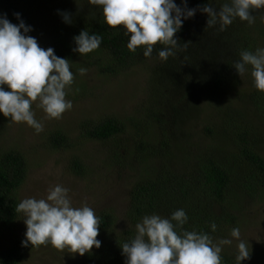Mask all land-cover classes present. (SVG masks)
Segmentation results:
<instances>
[{
	"label": "trees",
	"instance_id": "obj_1",
	"mask_svg": "<svg viewBox=\"0 0 264 264\" xmlns=\"http://www.w3.org/2000/svg\"><path fill=\"white\" fill-rule=\"evenodd\" d=\"M227 2L229 0H187L189 9L197 8L196 14L184 20L181 30L175 34L178 45L173 51L176 54L163 61L158 53L165 46L160 44L154 46L149 58L143 56L142 49L130 52L127 49L129 37L123 31L108 27L102 9L89 5L87 0H0V15L7 14L11 23L18 24L14 14L20 13V18L33 31L48 37L58 57L69 60L73 74L76 69L90 67L103 77H117L147 62L161 63L152 71V88L144 117L139 118L135 111L132 119L108 116L98 122L85 121L82 125V137L91 141L106 142L131 136L140 166H127L128 162L120 158V148L114 150L112 159L124 169L137 171L144 166V172L141 171L130 189L125 211V219L132 228L113 233L114 213H102L99 217L101 231L114 235L96 251L86 253L82 257L84 264H125L126 257L120 246L137 235L134 226L145 215L169 218L176 210L183 209L189 217L184 225L186 230L207 233L217 241L237 227L246 205L256 201L264 204V128H258L264 126V92L255 88L251 66L242 78L234 68L242 51L255 53L261 48L264 29L259 26V15L255 11L252 12L253 30V25L239 18L224 31L219 24L207 27L208 16L199 11V7L210 3L219 11ZM175 3L183 7L181 0ZM59 12L70 14L73 22H63ZM83 30L102 36L100 47L87 55L73 52L76 47L73 38ZM248 75L251 87L243 88ZM172 92L179 98L173 104L166 102ZM199 93L206 97L204 101L216 100L218 105H222V99L229 94H235L245 103L240 107L226 104L220 109L216 125L204 129L216 143H199L200 148L195 146L193 134L186 129L191 113L197 110L193 97ZM150 113L153 114L150 116ZM11 122L0 113V138ZM171 128L173 130L169 131ZM158 133L159 138L164 136L160 142ZM169 133L171 135L167 136ZM148 135L155 141L149 140ZM50 138L53 150L71 148L70 137L60 131ZM172 141L185 145L183 166L174 163ZM155 158L163 160L159 167H152ZM27 162L20 150L0 142V239L5 233L12 237L10 247L0 251V264H21L29 251L37 248L23 247L25 236L17 234L23 214L17 213L16 207L20 203L19 191L28 176ZM70 165L77 177L94 171L78 157L73 158ZM213 222L217 225L215 232L211 230ZM236 255L222 251V264H236ZM241 264L249 262L245 260Z\"/></svg>",
	"mask_w": 264,
	"mask_h": 264
},
{
	"label": "clouds",
	"instance_id": "obj_2",
	"mask_svg": "<svg viewBox=\"0 0 264 264\" xmlns=\"http://www.w3.org/2000/svg\"><path fill=\"white\" fill-rule=\"evenodd\" d=\"M183 7L175 0H87L97 9H102L104 23L111 29L123 31L129 37L127 49L137 53L143 50L145 58L151 57L154 46H165L158 55L167 61L176 53L178 40L175 34L183 26L184 20L195 16L197 8L189 9L187 0H181ZM199 7V6H198ZM264 9V0H229L217 11L210 3L199 7L208 16L207 27L220 25L224 31L236 18L255 23L254 10ZM63 22L71 24L67 12H59ZM13 24L7 14L0 15V113L15 123H26L37 134L43 132L44 125L35 118L32 104L39 101L48 119H60L73 107L66 96L74 83L69 60L58 57L54 49L39 46L33 30L20 18ZM73 52L87 55L97 50L102 36L83 30L75 36ZM240 60L234 63L236 73L242 78L251 66V76L255 88L264 92V49L255 53L242 51ZM86 68H80L85 75ZM22 213L26 225L23 247L51 245L58 251L84 256L95 247H101L99 235L100 219L93 208L86 203L74 207L69 189L62 185L49 187L46 198L23 199L16 207ZM189 220L185 210L179 209L169 218L158 214L145 215L136 224L137 235L120 247L126 257L125 264H222V246L231 245L232 239H222L214 243L209 234L188 231L184 228ZM213 222L211 230L216 231ZM231 237L240 241L236 264L250 259L247 243L241 240L238 227L233 228Z\"/></svg>",
	"mask_w": 264,
	"mask_h": 264
},
{
	"label": "rangeland",
	"instance_id": "obj_3",
	"mask_svg": "<svg viewBox=\"0 0 264 264\" xmlns=\"http://www.w3.org/2000/svg\"><path fill=\"white\" fill-rule=\"evenodd\" d=\"M254 11L259 15V26L264 29V9ZM29 35L37 39L40 47L53 48L46 35L33 30ZM260 43L261 49H264V40ZM76 63L79 64L80 60ZM160 64L157 61L147 62L145 65L132 68L125 74L109 78L101 76L95 68H86L87 72L83 76L80 75L79 69H76L74 83L66 96L67 100L72 101L73 107L70 111H66L62 118L48 119L43 109L38 107L39 101H37L32 104V111L35 118L44 125L43 132L37 134L26 123L11 122L8 131L0 138V142L8 148L20 150L28 161V176L19 191L20 202L29 197L46 198L49 187L59 184L69 189L74 207H80L86 203L94 209L98 217L104 212H113L116 217L113 233H121L132 228L125 219V211L129 204L130 189L140 177L141 171L144 172V166L137 171L131 168L124 169L114 163L112 157L115 156L114 150L120 148V158L128 162L127 166H140L137 163V153L134 152V142L128 135L106 142L91 141L82 137V125L85 121L98 122L108 116L132 119L135 111L138 112L136 115L139 118L144 117L145 105L149 100V89L152 88L150 83L152 71L156 70ZM246 78V85L242 86L243 88L246 86L249 88V85L251 87L250 76ZM168 97L166 102L172 104L179 100L174 92ZM204 99L206 97L200 93L193 97V104L197 106V110L191 113L186 126V129L193 134L194 144L198 145L197 147L203 142V145L216 143V140H212L204 133V129L207 126L216 125L220 109L226 104L239 107L245 104L235 94L225 95L222 105H218L216 100L204 101ZM152 114L150 113V116ZM256 125L259 124L256 123ZM258 128L261 129L264 126ZM171 130L173 128L169 131ZM57 131L70 137L71 148L67 150L51 148L50 136ZM170 135L171 133L167 136ZM148 136L149 140L155 141L153 136L151 139L150 135ZM156 136L158 142L164 138L163 135L159 138V133ZM184 147V143L172 141V150L176 156L174 163L180 166L185 165L182 154ZM75 157L80 158L88 169L94 171L85 177L75 176L70 165ZM162 161L155 158L152 167H159ZM149 164L151 165V161ZM134 227L137 231L136 226ZM237 227L240 229L241 240L247 243L248 250L251 252L250 259L247 260L249 264H264V204L256 201L249 206L246 205V210L242 211ZM26 230L22 215L17 234L25 236ZM231 231L232 229L223 239H232V244L222 246V251L238 254L240 241L231 237ZM111 234L102 232L99 227L97 239L102 242L101 246L109 241ZM11 239V234L3 235L0 239L1 252L10 247ZM96 250L95 247L92 249V251ZM82 257L79 254L68 253L66 250L58 251L51 245H42L29 251L21 264H84Z\"/></svg>",
	"mask_w": 264,
	"mask_h": 264
}]
</instances>
